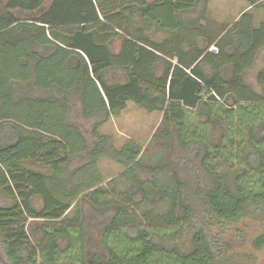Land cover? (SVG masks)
I'll list each match as a JSON object with an SVG mask.
<instances>
[{
  "label": "trees",
  "instance_id": "trees-1",
  "mask_svg": "<svg viewBox=\"0 0 264 264\" xmlns=\"http://www.w3.org/2000/svg\"><path fill=\"white\" fill-rule=\"evenodd\" d=\"M209 1L0 0V264H246V221L264 250V22ZM127 103L161 162L100 133Z\"/></svg>",
  "mask_w": 264,
  "mask_h": 264
},
{
  "label": "rangeland",
  "instance_id": "rangeland-1",
  "mask_svg": "<svg viewBox=\"0 0 264 264\" xmlns=\"http://www.w3.org/2000/svg\"><path fill=\"white\" fill-rule=\"evenodd\" d=\"M246 2L244 0H210L207 5L206 17L210 22H225L231 23L239 17V14L245 9ZM198 16V15H197ZM192 16V17H197ZM151 38L154 41H160L164 35L160 33H153ZM114 52L118 51V46H114ZM263 66V60L258 59L256 66L248 72L247 78L250 83L255 84L254 76L256 70ZM112 78V77H111ZM120 81L121 74L115 73L112 81ZM161 120L160 113H146L145 111L137 108L134 104L129 103L126 110L119 114L110 122L100 128L101 134L110 135L114 140V146L120 149L125 145L128 140H132L141 146L143 149L147 147L144 153V163L157 164L164 159L165 151L159 149V139H155L149 145L150 139L159 126ZM78 124H82L85 130H88L94 121L82 122L80 119L76 120ZM98 173L101 178L107 182L112 178L117 177L121 168L110 161H101L97 165ZM118 180V177L116 178ZM120 182V181H119ZM117 182L118 190L123 189V184ZM108 185V189L110 188ZM110 192V191H109ZM110 198L113 194L110 193ZM8 201L0 195V206L6 205ZM245 233V241L237 245L236 250L244 253L246 264H264V250L256 251L250 246V240L260 233L261 229L258 225L246 221L242 224Z\"/></svg>",
  "mask_w": 264,
  "mask_h": 264
},
{
  "label": "crops",
  "instance_id": "crops-1",
  "mask_svg": "<svg viewBox=\"0 0 264 264\" xmlns=\"http://www.w3.org/2000/svg\"><path fill=\"white\" fill-rule=\"evenodd\" d=\"M244 12H249V13H251L252 15H253V27H258L261 23H263L264 22V8L263 9H252L251 7H249L247 4H246V7H245V9H243V11L239 14V17H240V15L242 14V13H244ZM239 17L237 18V19H235L234 21H232L231 23H229V25H232L233 23H235L236 21H238V19H239ZM218 24H228V23H225V22H218ZM212 49H215L214 47H211V49H210V51L212 50ZM212 53V52H211ZM216 53V52H215ZM215 53H213V54H215ZM258 63V60L255 62V65H254V67L256 66V64ZM263 66H261V67H259L257 70H256V72H258L261 68H262ZM129 103H127V105H128ZM133 104V103H132ZM126 108H127V106H126ZM80 109V107L78 106L77 108H75L74 109V111H76V110H79ZM126 110V109H125ZM124 110V111H125ZM123 111V112H124ZM123 112H121L120 114H122ZM118 116V115H117ZM117 116H111L110 117V119H109V121L106 123V124H108V123H110V122H113V119L114 118H116ZM106 124H104V125H106ZM103 125V126H104ZM103 135H105V134H103ZM107 135V134H106ZM108 136H110V135H108ZM122 148V147H121Z\"/></svg>",
  "mask_w": 264,
  "mask_h": 264
},
{
  "label": "water",
  "instance_id": "water-1",
  "mask_svg": "<svg viewBox=\"0 0 264 264\" xmlns=\"http://www.w3.org/2000/svg\"><path fill=\"white\" fill-rule=\"evenodd\" d=\"M211 52H212V53H215V52H216V50H215V49H212V50H211Z\"/></svg>",
  "mask_w": 264,
  "mask_h": 264
}]
</instances>
